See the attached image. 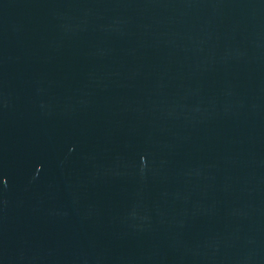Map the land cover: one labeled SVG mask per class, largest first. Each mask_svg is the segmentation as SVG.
Returning a JSON list of instances; mask_svg holds the SVG:
<instances>
[{"label":"water","instance_id":"water-1","mask_svg":"<svg viewBox=\"0 0 264 264\" xmlns=\"http://www.w3.org/2000/svg\"><path fill=\"white\" fill-rule=\"evenodd\" d=\"M0 264H264V0H0Z\"/></svg>","mask_w":264,"mask_h":264}]
</instances>
